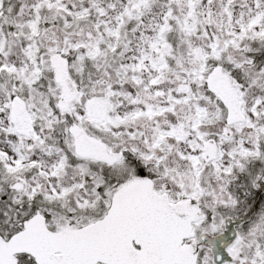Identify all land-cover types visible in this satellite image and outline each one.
<instances>
[{
    "label": "snow or ice",
    "instance_id": "1",
    "mask_svg": "<svg viewBox=\"0 0 264 264\" xmlns=\"http://www.w3.org/2000/svg\"><path fill=\"white\" fill-rule=\"evenodd\" d=\"M0 264H264V0H0Z\"/></svg>",
    "mask_w": 264,
    "mask_h": 264
}]
</instances>
